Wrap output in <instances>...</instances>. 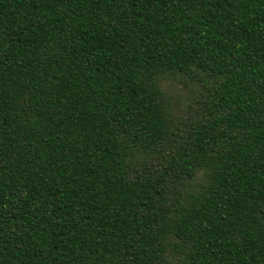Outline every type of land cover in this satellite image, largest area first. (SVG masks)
<instances>
[{
  "label": "trees",
  "instance_id": "1",
  "mask_svg": "<svg viewBox=\"0 0 264 264\" xmlns=\"http://www.w3.org/2000/svg\"><path fill=\"white\" fill-rule=\"evenodd\" d=\"M0 264H264V0H0Z\"/></svg>",
  "mask_w": 264,
  "mask_h": 264
}]
</instances>
